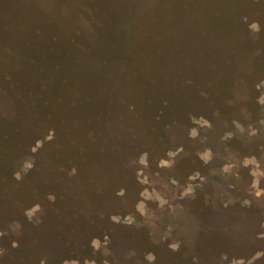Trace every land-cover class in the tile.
<instances>
[{"label": "rangeland", "instance_id": "rangeland-1", "mask_svg": "<svg viewBox=\"0 0 264 264\" xmlns=\"http://www.w3.org/2000/svg\"><path fill=\"white\" fill-rule=\"evenodd\" d=\"M260 23L264 0H0V264H264Z\"/></svg>", "mask_w": 264, "mask_h": 264}, {"label": "trees", "instance_id": "trees-1", "mask_svg": "<svg viewBox=\"0 0 264 264\" xmlns=\"http://www.w3.org/2000/svg\"><path fill=\"white\" fill-rule=\"evenodd\" d=\"M260 28H261V31H262L261 34L263 35L264 34V27H263V24H261V23H260ZM262 48L263 47H260L259 48L260 50L258 49L259 50V53L257 55V63H258V65H257L255 71L253 73H251V75L247 76V80L248 81L257 80L256 81L257 84L255 83L254 88H256L258 83H260V82H262L264 80V53L262 51ZM238 258H240V257H238Z\"/></svg>", "mask_w": 264, "mask_h": 264}]
</instances>
